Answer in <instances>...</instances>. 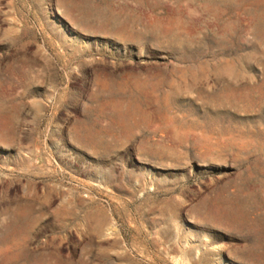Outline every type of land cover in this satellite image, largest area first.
Here are the masks:
<instances>
[{
    "label": "rangeland",
    "instance_id": "1",
    "mask_svg": "<svg viewBox=\"0 0 264 264\" xmlns=\"http://www.w3.org/2000/svg\"><path fill=\"white\" fill-rule=\"evenodd\" d=\"M263 256L264 0H0V264Z\"/></svg>",
    "mask_w": 264,
    "mask_h": 264
},
{
    "label": "bare ground",
    "instance_id": "2",
    "mask_svg": "<svg viewBox=\"0 0 264 264\" xmlns=\"http://www.w3.org/2000/svg\"><path fill=\"white\" fill-rule=\"evenodd\" d=\"M76 20H78V19H75V21H76ZM88 25H89V24H88ZM85 26H86V25H85ZM93 26H94V25H93ZM101 26H102V25H101ZM120 26H121V25H120ZM80 27H82V26H80ZM89 27H90V26H89ZM185 27H186V26H185ZM90 28H91V27H90ZM95 28H99V25H98V27L96 26ZM190 28H191V27H190ZM116 29H118V28H116ZM100 30L102 31L101 28H100ZM91 31H93V30H91ZM103 31H104V30H103ZM106 32H107V30H106ZM111 33H112V32H111ZM148 34H149V33H148ZM126 36H127V35H126ZM129 36H130V34H129ZM134 36H135V35H134ZM134 36H132V37H134ZM146 37H147V36H146ZM148 37H150V36H148ZM151 37H153V36H151ZM118 38H119V37H118ZM126 38H127V37H126ZM126 38H125V39H126ZM128 38H129V37H128ZM128 38H127V39H128ZM140 38H141V37H140ZM140 38H139V39H140ZM144 38H145V36H144ZM130 39H131V38H130ZM132 39H133V38H132ZM132 39H131V40H132ZM142 39H143V38H142ZM153 39H154V38H153ZM149 40H150V39H149ZM184 40H185V39H184ZM143 41H144V40H143ZM152 42H153V40H152ZM154 42H155V41H154ZM77 52H78V51H77ZM76 54H77V53H76ZM69 56H70V55H69ZM72 56H73V55H72ZM75 57H76V56H75ZM75 57H74V59H75ZM67 59H68V58H67ZM69 62H70V61H69ZM108 75H109V74H108ZM106 90H107V89H106ZM84 136H85V135H84ZM88 137H89V136H88ZM89 141H90V140H89ZM207 212H208V210H207ZM205 213H206V212H205ZM208 213H209V212H208ZM211 215H212V214H211ZM219 218H220V217H219ZM250 251H251V250H250ZM250 251H249V252H250ZM246 254H247V253H246ZM253 254H254V253H253ZM253 254H251V255L253 256ZM248 255H249V254H248ZM254 255H255V254H254ZM258 255H259V253H258ZM245 256H246V255H245ZM254 257H255V256H254ZM254 257H253V258H254ZM263 257H264V256H263ZM250 258H252V257H250ZM250 258H248V260H249ZM257 260H258V258H257ZM252 262H253V261H252ZM252 262H251V263H252ZM253 264H254V263H253ZM255 264H256V262H255Z\"/></svg>",
    "mask_w": 264,
    "mask_h": 264
}]
</instances>
